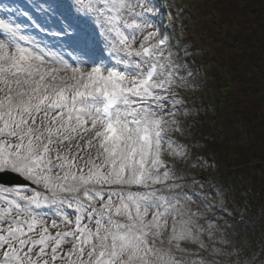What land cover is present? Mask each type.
Returning <instances> with one entry per match:
<instances>
[{"label": "snow or ice", "instance_id": "obj_1", "mask_svg": "<svg viewBox=\"0 0 264 264\" xmlns=\"http://www.w3.org/2000/svg\"><path fill=\"white\" fill-rule=\"evenodd\" d=\"M164 17L0 4V264H264L214 219L222 190L177 167L200 163L180 139L197 85Z\"/></svg>", "mask_w": 264, "mask_h": 264}, {"label": "trees", "instance_id": "obj_2", "mask_svg": "<svg viewBox=\"0 0 264 264\" xmlns=\"http://www.w3.org/2000/svg\"><path fill=\"white\" fill-rule=\"evenodd\" d=\"M179 1L188 23L185 68L191 72L189 81L197 85L191 90L195 99L189 97L193 105L188 104L191 114L180 139L200 165H208L213 151L219 169L237 168L231 175L239 189L254 180L250 220L264 229V0ZM173 40L179 41L177 33ZM225 87L234 88L228 97L219 93Z\"/></svg>", "mask_w": 264, "mask_h": 264}, {"label": "rangeland", "instance_id": "obj_3", "mask_svg": "<svg viewBox=\"0 0 264 264\" xmlns=\"http://www.w3.org/2000/svg\"><path fill=\"white\" fill-rule=\"evenodd\" d=\"M33 5V4H32ZM181 22H180V20L178 19V20H176V21H174L173 22V26L174 25H179ZM220 208H221V210L223 211L224 210V208H223V206H220ZM232 219H233V216H232ZM232 219L230 220L231 221V223H229V224H231V225H233L234 224V220L232 221ZM218 220V219H217ZM218 222H219V220H218ZM221 223L219 222V225H220ZM222 225V224H221ZM220 225V226H221ZM235 225V224H234ZM221 227H223V228H225V232H224V235H226L227 237L229 236V235H227L228 234V227H226V225H222ZM233 228H234V230L236 231V234H237V236H239V238L241 239L240 241H239V243H238V245L236 246V247H239V248H241L242 250H244L245 248H246V246L248 245V241H249V239H250V237L251 236H253V233H252V231H251V227L249 226V224L246 222V223H243L242 225H239V226H237V225H235V226H232ZM227 233V234H226ZM236 236V237H237ZM228 239L231 241V239H230V237H228ZM236 240H237V238H236ZM236 242V241H235Z\"/></svg>", "mask_w": 264, "mask_h": 264}, {"label": "bare ground", "instance_id": "obj_4", "mask_svg": "<svg viewBox=\"0 0 264 264\" xmlns=\"http://www.w3.org/2000/svg\"><path fill=\"white\" fill-rule=\"evenodd\" d=\"M12 1H14V2H17V0H12ZM11 3V2H10ZM5 4H8V3H5ZM15 7V6H14Z\"/></svg>", "mask_w": 264, "mask_h": 264}]
</instances>
